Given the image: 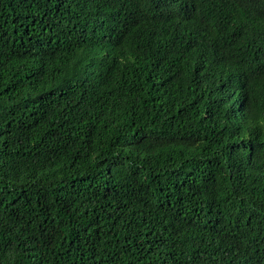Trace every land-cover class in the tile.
Returning <instances> with one entry per match:
<instances>
[{"label":"trees","instance_id":"1","mask_svg":"<svg viewBox=\"0 0 264 264\" xmlns=\"http://www.w3.org/2000/svg\"><path fill=\"white\" fill-rule=\"evenodd\" d=\"M0 264H264V0H0Z\"/></svg>","mask_w":264,"mask_h":264}]
</instances>
